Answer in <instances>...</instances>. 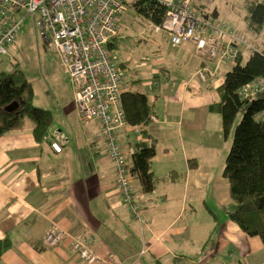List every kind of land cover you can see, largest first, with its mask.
Returning <instances> with one entry per match:
<instances>
[{
	"label": "crops",
	"instance_id": "0c3cea01",
	"mask_svg": "<svg viewBox=\"0 0 264 264\" xmlns=\"http://www.w3.org/2000/svg\"><path fill=\"white\" fill-rule=\"evenodd\" d=\"M210 13L215 14L207 12L209 16ZM243 22L232 25L233 29H238L237 33ZM244 26L246 28L245 23ZM240 32L238 35L243 39ZM262 39L263 36H258L248 42L257 45ZM186 43L176 47L183 48ZM160 44L155 46L151 78H142L136 70L124 78V83L134 82L154 102L156 118L147 128L156 139V155L164 151L160 160L167 162L163 168H153L156 183L164 185L158 194L144 193L136 179L133 183L135 200L148 224L143 225L134 217L116 186L114 165L107 157L104 142L96 138L99 121L84 120L89 121L84 122L86 126L80 130L78 121L71 120L72 112L78 110L74 94L69 102H58L55 110L56 113L62 111L65 122H59L54 115L42 140L36 139L34 124L28 119L21 128L0 137V239L11 243L0 264H99L82 260L73 247L75 238L86 235L95 237L96 252L101 257L112 251L123 264L139 249L141 258L151 253L159 261L166 259L168 264L183 261L197 264L198 260L204 264H257L258 252L263 251L260 238L249 236L231 219L222 231L225 242L214 253L199 251L195 257L187 258L174 250L179 248L186 232L180 224L185 212L196 211L195 202H188L191 189L213 186L207 177L213 165L206 170L202 160L217 153V146L209 139L212 129L219 130V136L223 132L222 117L217 107L213 108L221 101L220 88L224 80H217L223 64L214 62L205 52H198L202 58L192 64L189 49L164 57ZM243 51L251 53L245 47ZM129 61L122 62L128 65ZM166 71L167 80L161 75ZM144 86L151 91H146ZM78 115L81 116L79 110ZM213 117H216L215 122ZM142 129L128 122L120 128L119 140L126 158L130 159L136 142L144 139ZM52 142L61 146L60 152L52 147ZM224 169L220 178L223 181L227 179ZM224 188L229 190L226 184ZM179 202L189 207H179ZM97 205L106 206L123 216L126 222L130 220L134 229L126 228L121 236L111 231L101 233L98 224L106 226V219L99 214ZM54 226L65 234L60 243L48 246L44 242L45 232ZM129 233L135 241L129 242ZM186 238L191 239V236L187 234ZM135 247L139 248L135 251ZM200 255L204 258L195 259Z\"/></svg>",
	"mask_w": 264,
	"mask_h": 264
},
{
	"label": "built area",
	"instance_id": "2783aa9c",
	"mask_svg": "<svg viewBox=\"0 0 264 264\" xmlns=\"http://www.w3.org/2000/svg\"><path fill=\"white\" fill-rule=\"evenodd\" d=\"M167 12L161 24L152 23L154 31L165 33L173 46L194 41L200 52L217 62L234 63L243 55V47L253 51L256 46L239 37L237 31L209 15L204 16L197 4L210 0H159ZM129 6L125 0H0V54L15 43L25 19L32 12L53 41L58 57L75 88V105L84 119H97L100 131L96 138L105 144L108 159L115 168V183L137 220L148 224L141 216V206L135 200L133 179L126 166L125 151L119 140V130L126 123L121 84L123 69L110 49L115 37L123 33L121 17ZM204 77V75H203ZM166 78V77H165ZM264 91V76L239 89L244 98ZM152 116V120H155ZM52 147L61 151L57 142ZM58 227L45 232L44 242L55 246L63 239ZM73 247L80 258L90 263L123 264L115 252L101 257L96 252L92 235L75 238Z\"/></svg>",
	"mask_w": 264,
	"mask_h": 264
},
{
	"label": "trees",
	"instance_id": "16d2710c",
	"mask_svg": "<svg viewBox=\"0 0 264 264\" xmlns=\"http://www.w3.org/2000/svg\"><path fill=\"white\" fill-rule=\"evenodd\" d=\"M125 1L135 10V16L148 24L153 31L152 23L161 24L167 12L166 5L159 0ZM209 4L202 1L197 5L202 11H206ZM245 9L243 20L246 30L248 29L251 36H263V39L244 63L242 55L237 62L232 63V68L227 71L220 88L221 101L213 108L217 107L222 117V129L226 137L233 129L239 113L243 114L235 126L224 169L232 200L228 214L246 234L258 236L264 247V92L252 98H244L239 92L246 83L264 76V0H245ZM120 23L123 24L121 21ZM123 27L125 28L124 25ZM123 36L122 33L113 39L109 45L111 51L121 43L119 37ZM118 64L122 69L126 66L123 62ZM163 74V78L167 80V71L161 75ZM124 78L123 73L121 95L127 122L142 126L141 133L144 137L136 142L126 166L133 183L136 179L142 191L147 193L155 187L150 161L157 153L156 139L147 128L154 116V102L134 82L124 83ZM13 102H18L19 106L14 111H7L6 106ZM27 119L33 122L35 137L40 141L53 123L54 114L51 110L35 104L33 87L21 68L16 66L12 71H0V137L21 128ZM10 245L8 239H0V261Z\"/></svg>",
	"mask_w": 264,
	"mask_h": 264
},
{
	"label": "rangeland",
	"instance_id": "374dc122",
	"mask_svg": "<svg viewBox=\"0 0 264 264\" xmlns=\"http://www.w3.org/2000/svg\"><path fill=\"white\" fill-rule=\"evenodd\" d=\"M129 2L131 1L129 0ZM211 11L215 13L211 15L213 19L216 18L217 21L221 23H228V27L233 28L237 26L239 22L241 23L243 21V17L246 14L245 0H210V4L207 6L206 11L202 12L204 16H207V12L209 13ZM121 22L125 26L123 32L124 36L119 37L121 43L118 46H114L112 54L118 63L122 62L124 59L130 60L129 64L123 67L124 77L131 75V72L136 70L142 78H151V69L154 67L152 64L156 57L154 50L158 42H161L160 45L162 47H160V49L164 57H169L177 52L189 49L193 59L192 64L195 60L199 62L202 58V56L198 54L200 51L194 41H185L187 43L183 48L173 47L169 37L165 33H156L148 24L143 23L138 16H135V10L131 5L128 12L121 17ZM240 26L241 29L239 30L241 32H239L241 35L243 34L246 40L250 41L256 38L254 37L253 39L250 36L247 31L248 29L246 30L244 26V22L243 25L241 24ZM45 33L46 31L38 21L37 13H30L22 24L18 40L7 46L8 53L6 55L0 54V71H12L16 66L21 68L33 87L35 104L54 111L55 118L63 123L65 120L63 119L62 111L56 113L55 110L58 109V102L62 103L63 100L69 102L68 100L70 97L75 94V88L61 64L53 41L50 40ZM253 43L255 44V42ZM204 52L207 54L206 50H203L201 53L204 54ZM249 55V51H243V63L248 59ZM231 68L232 64L223 63L217 82L224 80L227 71ZM141 82L142 79L139 82V88L142 87L140 86ZM145 89L148 92L151 91L148 87ZM72 115L74 117H72L71 120L74 123L78 121V128L82 130V128L86 126H84V122H88L89 120L84 121L87 119H83L78 115V110H74ZM242 115V113H239L237 116V120H235L233 129L230 131L228 137H226L223 132L219 133L221 134L219 136L217 134L219 130L215 128L212 129L213 133L209 136V139L217 146V153L215 156H207L202 160V163L206 170L213 165V171L207 175L213 186L205 185L202 188L191 189V196L188 202H195L196 211L194 213L185 212L180 222V224L185 227L186 232L183 235L184 238L179 248H174V250L181 256L187 258L195 257L194 255L200 253L199 251H202V254H206V252L212 254L225 242V240L222 239L225 233H222V231L223 228L231 222L227 211L232 200L228 195L229 190L224 188L225 184L226 187H229L228 180L224 179L223 181L220 178L223 174L227 155L232 146L235 126L241 120ZM212 120L215 122L216 117H213ZM27 121H30V119ZM209 121H211V119ZM61 125L62 124L59 126ZM82 134L81 131V135ZM163 153L164 151H160L150 161L155 184L151 194H158L164 187L162 182L156 183L153 171V168L157 170L166 166L167 162L160 160ZM127 159L128 158H126V160ZM222 194L226 195L223 196ZM99 205H97L96 208L99 214L106 219V226L98 224L101 233L111 231L115 236H121L124 234L126 228L131 226L134 229V224L130 220L127 219L126 222L123 216H118L116 212L109 210L106 206ZM179 207L186 209V207L188 208L189 206L179 202ZM174 217H176L175 214ZM93 230L95 232V228H93ZM187 234L191 236V239L186 238ZM128 236L129 242L135 241V237L132 233H129ZM113 242L114 240L111 241V243ZM117 248L119 252L122 251V248ZM138 248L139 247H135V251ZM141 252L142 250L139 249V252L133 255L131 260L124 264H168L166 259L162 258L159 261L151 253L141 258L143 256H140ZM225 253L228 254L227 251ZM199 258L204 257L200 255L195 259ZM255 262L257 264H264V247L263 251L258 252V258ZM181 264L189 263L183 261ZM197 264L204 263L198 260Z\"/></svg>",
	"mask_w": 264,
	"mask_h": 264
},
{
	"label": "water",
	"instance_id": "95a60500",
	"mask_svg": "<svg viewBox=\"0 0 264 264\" xmlns=\"http://www.w3.org/2000/svg\"><path fill=\"white\" fill-rule=\"evenodd\" d=\"M19 106L18 102H13L11 104H9L8 106H6V110L11 112L14 111L17 107Z\"/></svg>",
	"mask_w": 264,
	"mask_h": 264
}]
</instances>
